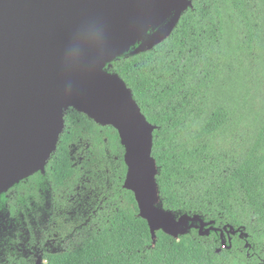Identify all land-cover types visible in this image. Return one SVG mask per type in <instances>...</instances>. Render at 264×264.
<instances>
[{
    "label": "trees",
    "instance_id": "obj_1",
    "mask_svg": "<svg viewBox=\"0 0 264 264\" xmlns=\"http://www.w3.org/2000/svg\"><path fill=\"white\" fill-rule=\"evenodd\" d=\"M192 2L164 42L131 50L106 71L126 83L157 127L153 157L165 209L198 214L220 229L244 228L248 237L231 236L227 249L220 233L193 230L175 239L158 231L153 245L134 194L123 187L127 166L117 130L70 108L45 172L11 189L31 179L35 187L41 180L70 185L81 167L70 147L81 142L88 150L84 170L104 176L91 185L103 205L73 238L60 233L51 241L44 264H264V0Z\"/></svg>",
    "mask_w": 264,
    "mask_h": 264
},
{
    "label": "water",
    "instance_id": "obj_2",
    "mask_svg": "<svg viewBox=\"0 0 264 264\" xmlns=\"http://www.w3.org/2000/svg\"><path fill=\"white\" fill-rule=\"evenodd\" d=\"M192 6V0H0V196L45 172L73 108L117 130L125 147L123 187L134 194L153 245L158 231L175 239L193 230L220 233L227 249L231 236L248 237L244 228L220 229L198 214L165 209L153 157L157 127L126 83L106 71L131 50L164 42Z\"/></svg>",
    "mask_w": 264,
    "mask_h": 264
},
{
    "label": "flooded vegetation",
    "instance_id": "obj_3",
    "mask_svg": "<svg viewBox=\"0 0 264 264\" xmlns=\"http://www.w3.org/2000/svg\"><path fill=\"white\" fill-rule=\"evenodd\" d=\"M80 143L70 147L73 165L81 166L70 178V185L62 189L53 182L49 181V184L41 180L35 187L31 186V179L20 189L7 192L4 209H0V215L3 214V221H0V264H10L11 261L17 264L20 260L38 264L41 259L42 264L46 263L49 254L46 251L50 249L51 241L56 242L60 233L67 239L73 238L84 229L96 210L101 209L100 189L91 185H96L97 180L104 181V176L91 178L84 170L83 164L89 161L88 150ZM123 161L125 163L124 156Z\"/></svg>",
    "mask_w": 264,
    "mask_h": 264
},
{
    "label": "bare ground",
    "instance_id": "obj_4",
    "mask_svg": "<svg viewBox=\"0 0 264 264\" xmlns=\"http://www.w3.org/2000/svg\"><path fill=\"white\" fill-rule=\"evenodd\" d=\"M60 104H61V105H65V104H67V102H61Z\"/></svg>",
    "mask_w": 264,
    "mask_h": 264
}]
</instances>
